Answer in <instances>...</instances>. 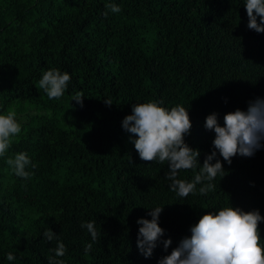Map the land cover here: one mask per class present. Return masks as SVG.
Returning a JSON list of instances; mask_svg holds the SVG:
<instances>
[{
  "label": "trees",
  "instance_id": "trees-1",
  "mask_svg": "<svg viewBox=\"0 0 264 264\" xmlns=\"http://www.w3.org/2000/svg\"><path fill=\"white\" fill-rule=\"evenodd\" d=\"M108 3L121 11L112 13ZM244 3L0 0V114L11 106L34 112L0 157V264H158L209 211L232 206L264 217V147L230 165L217 152L226 174L212 181L215 190L202 195L197 185L182 198L169 188L167 162L142 161L122 128L133 104L183 106L192 124L185 143L200 151L203 165L215 150L206 117L216 113L223 126L225 114L264 99V32L247 27ZM53 68L71 80L50 100L39 80ZM78 92L83 106L72 100ZM21 152L36 165L26 168L29 180L6 163ZM198 171L178 178L191 181ZM156 207H163L164 235L145 258L137 220H151ZM91 221L100 235L86 255L92 238L81 225ZM49 228L66 246L63 257L52 251L58 241L43 235ZM259 229L264 246V220ZM9 252L15 260H7Z\"/></svg>",
  "mask_w": 264,
  "mask_h": 264
},
{
  "label": "clouds",
  "instance_id": "clouds-1",
  "mask_svg": "<svg viewBox=\"0 0 264 264\" xmlns=\"http://www.w3.org/2000/svg\"><path fill=\"white\" fill-rule=\"evenodd\" d=\"M245 8L249 19L247 27L258 33L264 32V0H245ZM105 8L112 13H119L121 8L115 3H108ZM108 13L105 12V16ZM259 17V23L257 18ZM71 76L59 69H50L43 73L39 87L47 97L59 99L63 96ZM83 94L76 93L72 100L83 106ZM108 106L111 100H104ZM162 102L149 101L132 105V113L122 121V128L132 134L130 142L134 144L139 157L145 162H167L169 171L166 179L170 181L169 188L179 197L186 198L194 194L197 185L199 193L207 195L215 190L212 181L226 174L223 165L217 159V152L229 165L236 155L252 157L257 150L264 147V99L250 101L246 111L236 109L224 115V124L218 122L216 113L206 117L205 128L214 130V151L206 155L201 166L198 163L199 150H194L185 143L184 137L190 134L192 127L188 110L180 105L168 108L160 106ZM16 112L8 110L0 114V157H4L12 144V140L21 132V124L16 119ZM215 160V163H213ZM8 166L17 177L31 179L33 173L26 171L31 165L35 168L25 152L18 153L14 158L6 160ZM199 171L191 181L178 178L183 170ZM163 207L151 209L148 215L151 220L139 218L141 225L137 235V247L145 258H150L157 241L164 235V229L159 226V216ZM264 220L259 210L243 211L232 206L218 211H209L202 215L198 222L190 227L191 236L180 240L177 247L169 255L164 256L158 264H264V246L261 245L259 223ZM91 234L92 243L84 245L87 255L99 237L95 221L83 223ZM47 241L57 240V246L52 251L55 257H63L67 251L65 244L59 240L50 228L43 233ZM172 240L163 241L167 250ZM7 260L16 259L12 252L7 254ZM49 264H63L62 260L49 259Z\"/></svg>",
  "mask_w": 264,
  "mask_h": 264
},
{
  "label": "rangeland",
  "instance_id": "rangeland-1",
  "mask_svg": "<svg viewBox=\"0 0 264 264\" xmlns=\"http://www.w3.org/2000/svg\"><path fill=\"white\" fill-rule=\"evenodd\" d=\"M8 110H14L17 114L16 118H17V121L22 124L23 120L28 118V116H33L34 115V112L32 111H23L22 113H18L17 110H16V107L14 106H11ZM7 110V111H8ZM7 111L4 113V114H7Z\"/></svg>",
  "mask_w": 264,
  "mask_h": 264
}]
</instances>
